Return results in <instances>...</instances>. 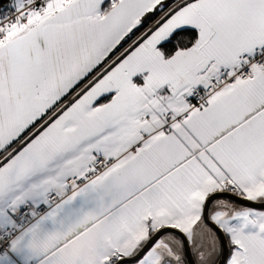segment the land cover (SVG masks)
Returning a JSON list of instances; mask_svg holds the SVG:
<instances>
[{
  "label": "snow or ice",
  "instance_id": "1",
  "mask_svg": "<svg viewBox=\"0 0 264 264\" xmlns=\"http://www.w3.org/2000/svg\"><path fill=\"white\" fill-rule=\"evenodd\" d=\"M0 264H264V0H0Z\"/></svg>",
  "mask_w": 264,
  "mask_h": 264
}]
</instances>
